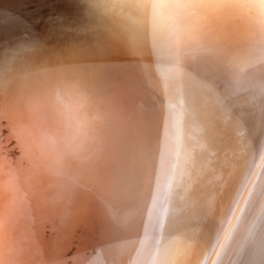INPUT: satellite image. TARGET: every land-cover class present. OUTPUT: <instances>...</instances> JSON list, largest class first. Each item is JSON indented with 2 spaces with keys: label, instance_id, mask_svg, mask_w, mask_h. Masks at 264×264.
<instances>
[{
  "label": "bare ground",
  "instance_id": "6f19581e",
  "mask_svg": "<svg viewBox=\"0 0 264 264\" xmlns=\"http://www.w3.org/2000/svg\"><path fill=\"white\" fill-rule=\"evenodd\" d=\"M157 2L0 0V264H264V33Z\"/></svg>",
  "mask_w": 264,
  "mask_h": 264
},
{
  "label": "clouds",
  "instance_id": "9594fccd",
  "mask_svg": "<svg viewBox=\"0 0 264 264\" xmlns=\"http://www.w3.org/2000/svg\"><path fill=\"white\" fill-rule=\"evenodd\" d=\"M218 8H226L238 19L264 33V0H228L226 4L209 0H158L154 5L163 38L177 44L194 41L200 25Z\"/></svg>",
  "mask_w": 264,
  "mask_h": 264
}]
</instances>
